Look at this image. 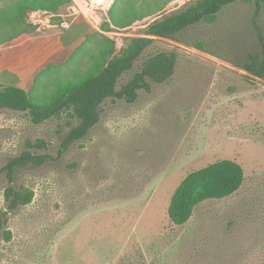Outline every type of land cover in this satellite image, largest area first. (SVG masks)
Masks as SVG:
<instances>
[{
	"label": "rangeland",
	"instance_id": "obj_1",
	"mask_svg": "<svg viewBox=\"0 0 264 264\" xmlns=\"http://www.w3.org/2000/svg\"><path fill=\"white\" fill-rule=\"evenodd\" d=\"M50 1L58 13L72 2ZM128 1L113 0L111 6L102 4L103 10L96 5L94 18L86 9L68 30H35L0 45V55L5 52L0 84L30 92L41 77L52 87L68 73L57 66L87 36H108L121 47L129 38L143 37L160 13L117 29L111 16ZM190 1L176 0L165 10ZM9 2L0 0V6ZM254 10L237 3L215 24L189 28L182 44L159 39L151 53L176 54L173 78L163 84L148 79L150 89L139 90L132 104L108 99L97 126L66 152L61 145L76 121L36 125L26 113L1 112L0 210L7 209L6 164L26 150L50 158L17 174L14 186L32 190L34 198L9 214L3 231L11 232V239L0 232V264H264V79L236 66L256 50ZM258 23L264 35V7ZM109 26L113 31H106ZM48 41L53 57L7 69L17 58L6 53L12 46L42 50ZM93 41L86 46H95ZM197 43L209 53L194 49ZM132 76L133 71L124 75L119 88ZM38 141L44 149H28L27 143ZM227 159L243 167L242 188L225 200L202 203L186 225H174L168 207L179 184L191 172Z\"/></svg>",
	"mask_w": 264,
	"mask_h": 264
},
{
	"label": "trees",
	"instance_id": "obj_2",
	"mask_svg": "<svg viewBox=\"0 0 264 264\" xmlns=\"http://www.w3.org/2000/svg\"><path fill=\"white\" fill-rule=\"evenodd\" d=\"M9 1L8 5L0 6V45L36 30L26 22L30 11L49 9L58 13L56 2L50 0ZM65 1L59 0L62 4ZM174 1L176 0L128 1L111 16L112 26L117 29L127 28L160 13L161 17L147 26L143 37L129 38L125 46L121 47L108 36H87L84 44L74 51L67 62L57 66L67 67L68 73L55 78L51 82L52 87L41 77L35 79L34 90L30 92L13 85L0 84V113L5 110L26 113L36 125L50 119L76 121L61 145V151L66 152L97 126L108 99L124 100L132 104L138 100L139 90L150 89L148 79L155 84H163L173 78L176 54L163 50L151 53L153 44L159 39L182 44L184 42L181 37L189 28L200 23L215 24L220 14L237 3L255 7L252 21L257 39L253 41L257 46L256 50L247 53L242 64L236 66L250 76L264 79V35L258 23L264 0H192L177 10H165ZM109 29L106 31H113L111 26ZM88 40H94L95 46L87 47ZM192 47L209 53L201 43ZM146 53L149 55L144 64L140 65L139 62ZM51 69L46 68L40 75H46ZM131 71L132 78L119 88L120 79ZM27 147L39 150L44 149L45 144L38 141L27 143ZM49 158L26 150L12 158L3 168L9 184L5 190L7 209L0 210V232L5 228L9 214L31 204L34 198L32 190L14 186L18 172L30 166H41ZM244 181L243 167L228 159L191 172L172 195L168 207L170 221L176 226L186 225L198 206L209 200L230 198L242 188ZM3 234L7 241L11 239V232L3 231Z\"/></svg>",
	"mask_w": 264,
	"mask_h": 264
},
{
	"label": "built area",
	"instance_id": "obj_3",
	"mask_svg": "<svg viewBox=\"0 0 264 264\" xmlns=\"http://www.w3.org/2000/svg\"><path fill=\"white\" fill-rule=\"evenodd\" d=\"M72 0L64 13H55L49 10L37 9L30 11L27 15V24L36 28L37 31L50 29L68 30L77 20L78 16L85 13L84 10H90L91 17L96 15L97 8L103 10L102 4L111 6L113 0ZM97 5V8L95 7ZM103 5V6H104ZM54 19H59L60 23H54Z\"/></svg>",
	"mask_w": 264,
	"mask_h": 264
},
{
	"label": "crops",
	"instance_id": "obj_4",
	"mask_svg": "<svg viewBox=\"0 0 264 264\" xmlns=\"http://www.w3.org/2000/svg\"><path fill=\"white\" fill-rule=\"evenodd\" d=\"M63 33V31H62ZM89 33H86L84 35H82L81 37H79V39L77 40H82L83 38H85ZM17 40V39H15ZM72 46V45H69ZM64 50H68V48L63 49L61 52L63 53ZM53 50L51 49V43L48 41V44H46L44 46V48H42V50L36 49L35 47L31 46L30 44H21L20 46H12L11 49L7 50V52H13L15 54V56L17 57L16 60L14 62H12V64H10L9 66L6 67L7 69H11V70H22L24 68H26L33 59H36L39 56H48L49 58L53 57L55 53L52 52ZM5 54V52L0 55V62L3 63V55ZM56 56V55H55Z\"/></svg>",
	"mask_w": 264,
	"mask_h": 264
}]
</instances>
